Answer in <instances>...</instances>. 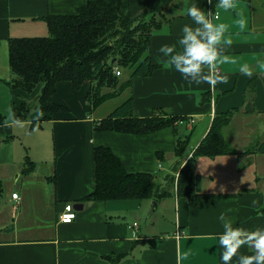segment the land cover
<instances>
[{
    "label": "crops",
    "instance_id": "crops-1",
    "mask_svg": "<svg viewBox=\"0 0 264 264\" xmlns=\"http://www.w3.org/2000/svg\"><path fill=\"white\" fill-rule=\"evenodd\" d=\"M127 2L132 19L146 15L156 20L147 43L156 67L149 75L130 77L129 85L118 94L131 98L130 117L173 116L175 121L145 133L94 128L115 108L97 113L114 97L94 107L86 99L89 79L78 88L70 80H58L51 99L60 108L41 113L37 104L31 118L29 130L33 124L39 129L32 138L39 141V149L29 159L18 153L14 158L4 141L13 136L15 124L29 121L28 99L39 92V85L26 92L7 82L14 77L8 64V39L44 36L48 34V15L74 13L86 0H0V113L4 116L0 124V170L21 162L23 172V162H48L42 185L47 199L29 187L21 194L17 192L18 199L7 197L13 206L22 208L30 196L32 206L40 210L37 218L24 207L16 224H6L0 207V264H219L221 249L213 234L223 231L218 219L221 212L233 220V226L249 230L264 227V0H237L235 10H219L220 20H213L228 25L226 34L233 42L226 52L236 60V64L218 66L227 79L215 86L190 83L179 72L165 69L157 51L162 44L179 48L176 42L181 26L192 23L184 10L194 0ZM216 2L211 6L206 3L203 10L217 11ZM237 12L246 21L243 29L236 23ZM243 63L251 68V76L239 71ZM229 109L231 117L222 128L229 154L192 159V150L207 132L213 115ZM182 117H193L194 122L186 127ZM179 126L192 132L190 150L186 154L187 146L182 149L183 159L175 154V141L186 139L188 145L189 135H180ZM101 145L109 148L127 171L164 172L160 178L169 184V177L176 176L188 160L198 175L197 201L189 204L171 182L172 191L159 192L158 197L79 202L94 187L93 150ZM163 181L158 183L159 191L164 190ZM12 191H17L16 187ZM152 200L156 206L148 214ZM169 201L173 211L170 223L152 221L158 208L167 209ZM75 202L82 204L75 217L70 222L59 221L63 205ZM46 207L48 215L43 214ZM241 251L251 254L252 250L242 246Z\"/></svg>",
    "mask_w": 264,
    "mask_h": 264
},
{
    "label": "trees",
    "instance_id": "trees-1",
    "mask_svg": "<svg viewBox=\"0 0 264 264\" xmlns=\"http://www.w3.org/2000/svg\"><path fill=\"white\" fill-rule=\"evenodd\" d=\"M127 1L86 0L74 13L48 15L45 18L47 35L12 36L8 39L7 52L14 77L7 82L26 92L39 85L38 110L50 113L60 108L51 99L58 80H70L74 88H78L84 79H89L91 86L86 99L95 107L107 98L118 95L129 85L130 77L149 75L156 65L150 60L147 43L156 20L153 17L148 19L146 15L132 19L128 14ZM198 1L197 4L205 8L206 0ZM215 1L211 0L209 6ZM109 36L115 37V40L107 45L105 40ZM115 65L129 70L126 79L120 80V74L114 73ZM103 86L111 89L103 91ZM130 100L129 96L125 98L105 118L94 124V128L145 133L175 121L173 116L130 117ZM231 113L229 109L213 115L207 132L192 150V159L195 156L229 154L230 148L222 128L228 125ZM3 119L0 113V124L4 122ZM175 142V154L181 156L187 141L179 138ZM93 159L94 187L79 202L111 198L146 199L167 192L166 189L159 191L154 174L127 171L107 147H94ZM171 182L175 184L178 194L187 197L189 204L197 201L198 175L188 160L181 165L175 180Z\"/></svg>",
    "mask_w": 264,
    "mask_h": 264
},
{
    "label": "clouds",
    "instance_id": "clouds-1",
    "mask_svg": "<svg viewBox=\"0 0 264 264\" xmlns=\"http://www.w3.org/2000/svg\"><path fill=\"white\" fill-rule=\"evenodd\" d=\"M217 11L203 10L195 3L189 4L184 14L191 18L192 23L181 26V35L176 44H162L158 53L162 57V66L179 72L181 77L196 85L202 82L215 86L217 82H225L227 77L218 70L221 64H236V60L226 52L232 44L227 35L228 25L213 20H220V11L228 12L237 8V0H217ZM236 23L243 29L246 21L237 12ZM238 69L247 76L252 70L247 63L240 64ZM255 204V201H253ZM218 219L222 222L223 231L214 233L217 246L221 249L219 264H264V227L249 230L240 225L233 226V220L221 212ZM251 249V254L241 251V247Z\"/></svg>",
    "mask_w": 264,
    "mask_h": 264
},
{
    "label": "rangeland",
    "instance_id": "rangeland-1",
    "mask_svg": "<svg viewBox=\"0 0 264 264\" xmlns=\"http://www.w3.org/2000/svg\"><path fill=\"white\" fill-rule=\"evenodd\" d=\"M147 18L149 19L151 17H147ZM46 35H47V32H46ZM41 36H42V34H41ZM114 40H115V37L109 36L106 38L105 43H107V45H109V43L112 44V42ZM119 69L121 70V68H119ZM127 72H128V70L122 69V74L119 76V79L122 80V79L127 78V76H128ZM110 89L111 88L107 89L106 87H104L103 91L110 90ZM37 94H39V92L38 93L35 92V95H30L32 97L28 99L27 106H28V113H29V115H28L29 121H27L26 124H24V123L15 124L14 129H13L14 130L13 136H8L7 140L4 141V143L6 144L5 147L6 148L8 147L10 149L9 154H12L13 156H15L14 158H16V154L18 153L19 154L18 156L21 158H23L24 155H27L28 158L31 159L30 156L33 155V152H36L39 149V141L36 139H32L35 136V133L39 132L38 127H36V124H33L32 130L31 131L29 130V125L32 123V120H33L31 118H34L33 116L36 113L37 98H35V96ZM119 95L120 94L114 96V98H110L109 100L105 101V103L99 108L97 113L98 114H103L104 112L107 113L109 110L108 108L112 109V108L116 107L117 105H119L124 100V97L122 98ZM36 122L37 121H35V123ZM45 130H47V129H45ZM178 131H179L180 135H184V134L189 135L188 145H187V148L185 150V153L187 154V152L190 150L189 145L191 143V133L192 132L189 130H186L184 127H181V126H179ZM5 154L7 155L8 152L5 151ZM42 155H44V153L41 154V156ZM46 163H48V162L43 161L42 159L33 161L32 164H30V162H27V161L23 162L22 167L24 166L25 169L27 170V171L24 170L23 172L20 171L21 162H17L14 165L11 164L8 167H6V169L0 170V182H1L0 207L3 208V211H4L3 213H4V215H6V218L4 220L6 224H7V222H8V224H11V225H12V223L16 224L18 222V219H19L18 213L20 212V210L23 211L24 207L28 208L27 213L29 215L32 214L33 216H35V218H37L39 216L40 210H38L36 208L37 205L32 206L30 196H29L28 204H25V206L21 205L22 208L13 206V204L7 200V197H10V192L14 187H16V190H17L16 192H18L20 194L23 192L22 189L29 187L31 190L33 189V191H35V192H37V191L40 192L41 198L43 200L47 199V197H45L46 194H43V190H42L44 175L47 174L45 172L47 167H48V165ZM174 170H176V168ZM162 174H164V172L154 173L155 179H156V181L158 180L159 184H160V181L161 182L163 181V178H160V176H162ZM172 176L169 177V179L171 181L175 180V177H176L174 175H172ZM163 182H166L164 184L163 188L166 189L167 191H172L171 183L169 184L168 181H163ZM48 184L51 187L50 181H48ZM44 213L48 215L50 213L49 208L46 207V209L43 211V214ZM172 213H173V211L170 208V201H169L167 203V209H161V208L159 209L158 208V210L151 217V220L154 221V220L158 219L160 224L168 225L173 218ZM11 217H12V219H14V221H12L10 219ZM145 219L143 218V220H145Z\"/></svg>",
    "mask_w": 264,
    "mask_h": 264
},
{
    "label": "built area",
    "instance_id": "built-area-1",
    "mask_svg": "<svg viewBox=\"0 0 264 264\" xmlns=\"http://www.w3.org/2000/svg\"><path fill=\"white\" fill-rule=\"evenodd\" d=\"M210 1L211 0H206L208 5H210ZM113 71L117 75L120 74L119 67L117 65H115L113 67ZM180 120H183V119H180ZM184 120H185L186 127H190L192 125V123L194 122V118L193 117H187ZM10 197L13 198V199H18L19 198V196H18L16 191H12L10 193ZM75 214H76V209L73 207V204L65 203L63 205V207H62V210L58 214V219L61 222H70L75 217ZM134 225H136L135 221L133 222L132 227Z\"/></svg>",
    "mask_w": 264,
    "mask_h": 264
},
{
    "label": "water",
    "instance_id": "water-1",
    "mask_svg": "<svg viewBox=\"0 0 264 264\" xmlns=\"http://www.w3.org/2000/svg\"><path fill=\"white\" fill-rule=\"evenodd\" d=\"M112 61H113V59L111 60V63H112ZM155 206H156V201H155V200H152V201H151V208H150V210L148 211V214L151 213V212L154 210ZM73 207H74L75 209H80V208L82 207V204H81V203H76V202H75V203L73 204Z\"/></svg>",
    "mask_w": 264,
    "mask_h": 264
}]
</instances>
